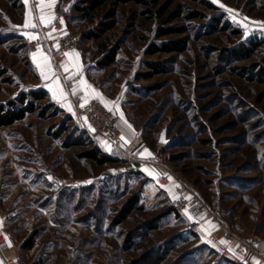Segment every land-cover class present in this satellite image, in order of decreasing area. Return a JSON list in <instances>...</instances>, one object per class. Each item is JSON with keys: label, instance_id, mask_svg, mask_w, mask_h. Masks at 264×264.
I'll return each instance as SVG.
<instances>
[{"label": "rangeland", "instance_id": "obj_1", "mask_svg": "<svg viewBox=\"0 0 264 264\" xmlns=\"http://www.w3.org/2000/svg\"><path fill=\"white\" fill-rule=\"evenodd\" d=\"M86 3L56 0L50 10L56 19L47 35L57 39L53 27L57 31L61 20L79 39L66 51L81 52L79 71L66 56L64 76L86 77L115 114L123 113L124 141L139 137L165 159L130 169L128 145L112 147L92 131L80 107L85 93L78 85L73 95L49 46L34 47L22 34L43 35V24L22 27L29 7L39 15L34 1L0 0V103L34 88H45L44 103H51L45 114L30 113L0 127V207L6 218L0 227L7 235L1 261L22 255L31 264L41 257L45 264H124L146 249L161 248L169 251L162 264H233L213 246L212 222L195 235L181 215H166L152 229L146 221L173 204L181 174L210 203H221L230 228L264 241V0H108L92 13L79 8ZM173 41L177 49L152 50ZM115 46L117 59L103 66V50ZM244 46L252 53L230 54ZM38 49L51 58L55 76L47 80L32 59ZM55 77L67 99L53 98L48 85L54 86ZM79 136L115 159L98 164L82 155L91 147L63 145ZM161 175L172 178L168 185L158 182ZM72 193L80 211L68 209ZM132 195L141 208L114 226ZM36 228L35 248L12 254V242L20 246ZM132 229L136 243L125 251Z\"/></svg>", "mask_w": 264, "mask_h": 264}, {"label": "built area", "instance_id": "obj_2", "mask_svg": "<svg viewBox=\"0 0 264 264\" xmlns=\"http://www.w3.org/2000/svg\"><path fill=\"white\" fill-rule=\"evenodd\" d=\"M36 4V0H33ZM64 22L59 20L56 24L57 39L49 38L47 35L48 27L42 28V36L39 41H33L32 46L46 44L51 49L50 53L53 58L57 71L69 82L72 89L79 85L80 77H65L66 72L63 65L67 50L75 48L79 39L73 32L64 29ZM59 45V48L56 45ZM82 113L88 118L89 125L96 135L108 141L112 147L122 148L125 144L123 132L120 127L122 117L115 114L112 110L97 100L89 101L83 108ZM127 151L130 155V169L143 170L141 163H150L159 165L164 162V157L159 154H152L151 157L142 155L147 145L142 143L139 137L131 139L127 144ZM177 179V197L175 198V206L179 211L191 212L196 216L190 220V228L199 231L205 222H212L217 227L211 232V241L220 255L229 259L233 264H264V250L262 248V240L258 234L254 233L251 237H242L239 233L230 228L223 219L224 209L219 201L210 203L204 194L199 191L193 184L189 183L181 174L176 176ZM158 182L164 186L168 185L170 179L166 175H161ZM190 197V199H189ZM1 200V194H0ZM6 232L0 227V252L4 253L7 248ZM227 243H220V241ZM4 264H31L28 263L22 255L4 259Z\"/></svg>", "mask_w": 264, "mask_h": 264}, {"label": "trees", "instance_id": "obj_3", "mask_svg": "<svg viewBox=\"0 0 264 264\" xmlns=\"http://www.w3.org/2000/svg\"><path fill=\"white\" fill-rule=\"evenodd\" d=\"M86 5L79 6L81 9H87V13H92L95 9L99 8L103 4L107 3L108 0H84ZM178 14V13H175ZM166 28L161 31V34H164V32H168ZM177 43L175 41L165 43L163 46H156L152 50L158 51V50H174L177 49ZM252 49L250 47H242V48H233L231 50V55L236 57H243L247 56L252 53ZM119 47H110L103 50L104 56L100 60V63L103 66H109L111 63H113L118 56ZM153 66L160 70L162 67L160 65H157L156 63L153 64ZM48 96V91L45 88H34L30 89L28 91H25L21 93L19 96L5 102L0 103V127L6 126V125H12L16 123L17 121H20L24 118H26L30 113L39 112L42 111L43 114L47 111V109L51 106V103H44V100ZM49 106V107H48ZM67 128L63 127L62 132H65ZM55 136L60 137V133H55ZM78 145V146H87L88 148L93 145L90 140L86 137L79 136L77 139H74L72 141H64L63 145L65 147H72V145ZM83 156L91 158L94 162L98 164H106L109 162H112L115 159V156L103 152L98 146L94 145L93 147L87 149L86 151L82 152ZM78 196L75 195V193L68 198V209L71 211H80V201H77ZM139 198L138 195H132L123 205L122 209L118 212V214L114 217V220L112 223L114 226H118L126 222L133 214L136 208H141V206L138 204ZM73 203V204H72ZM72 204V205H71ZM175 214L177 216H183L187 217L189 220H191L189 214L187 212L179 211L174 202L172 205H169L166 207L163 211L160 213H157L152 219H149L146 221L148 224V227L155 228L157 226V222L162 219L164 216L169 214ZM200 230V229H199ZM135 233V229H132V231L129 232V234L126 237L125 246L123 249L130 250L135 245L136 241L133 238ZM200 231L194 232L193 234L197 235ZM40 235V229L36 228L30 231L26 236L20 239V249L23 252L32 251L35 246L37 245L38 238ZM168 250L164 249V252L160 249H153L149 248L146 249L142 254H140L138 257L131 258L127 260L124 264H162L165 260L166 253L168 254ZM32 264H45L44 257H41L40 259H36L33 261Z\"/></svg>", "mask_w": 264, "mask_h": 264}, {"label": "snow or ice", "instance_id": "obj_4", "mask_svg": "<svg viewBox=\"0 0 264 264\" xmlns=\"http://www.w3.org/2000/svg\"><path fill=\"white\" fill-rule=\"evenodd\" d=\"M24 3L26 5L29 4V0H24ZM56 3V0H36V10L39 12V15H34L33 14V9L29 7L26 16H25V23L22 26L24 29H36L40 26V24H43L45 27L52 26L53 21L56 19V17L51 13V9L54 7ZM223 7V5H221ZM231 11V10H229ZM62 22V21H61ZM246 27V25H245ZM53 31H55V28L53 27ZM23 35L26 36V38L30 41H39L40 40V35L35 32H28L25 31L22 33ZM48 37H52V33H48ZM57 48H59V45H56ZM65 56L69 58L70 61H73L74 58L76 59V62L73 63V67L77 69V72L79 71L80 65L78 63V57L79 53H73V52H66L64 53ZM32 59L36 63L37 68L40 70V75L45 79H49L50 77L55 76V72L52 70V65H51V58L47 56L42 49H38L37 52H34L32 54ZM65 71H68V65L65 64L63 65ZM75 75V74H74ZM79 85L81 90L85 93V95L82 97L84 100V103L80 105L81 108H83L88 102H89V97L92 98H98L102 103H104L105 107L109 108V111L112 110L111 107H109L108 101L104 100V97L102 96L101 93L96 91L90 84L87 83L86 80L81 79L79 81ZM50 91H52V95L54 99H67V93L64 92L63 86L60 84V79L59 77H55L54 81V86L53 85H48ZM73 95H76L77 89L72 90ZM118 108V105H116ZM67 110L69 112H72V106L69 103L67 105ZM121 117L123 118V113H121ZM127 123V121H125ZM129 128H131V125H128ZM123 140L124 137H121ZM128 141H125L127 143ZM142 155H146L147 157H151L152 153L149 152L147 149L145 150V153ZM146 172H148L149 175H153V172L150 171L149 169H145ZM51 179V177H49ZM171 180L172 178L169 177ZM190 199V197H189ZM214 227V226H213ZM220 243L224 244L227 243L226 241H220ZM0 264H3L2 261H0Z\"/></svg>", "mask_w": 264, "mask_h": 264}, {"label": "crops", "instance_id": "obj_5", "mask_svg": "<svg viewBox=\"0 0 264 264\" xmlns=\"http://www.w3.org/2000/svg\"><path fill=\"white\" fill-rule=\"evenodd\" d=\"M71 52H73V53H79V57H78V63H79V65H80V63H81V60H82V54H81V52L80 51H78V50H74V51H71ZM74 62H76V59L74 58V60L73 61H70L69 60V65H71L70 67H72L74 70L76 69L75 67H73V63ZM77 70V69H76ZM83 80H86L87 81V83L89 84V82H88V80H87V78L86 77H84L83 76V78H82ZM178 194V193H177ZM177 196V195H176ZM188 214H189V216H190V218L191 219H193V217H194V215L192 216V214H190L189 212H188ZM6 224V218H5V215L3 214V212H2V208L0 207V225H5ZM262 248H263V250H264V241L262 242ZM12 254H16V253H18V252H21V249H20V247H19V245H16L14 242H12ZM0 261H1V258H0Z\"/></svg>", "mask_w": 264, "mask_h": 264}]
</instances>
